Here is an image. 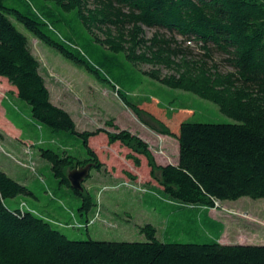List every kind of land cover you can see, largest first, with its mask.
I'll list each match as a JSON object with an SVG mask.
<instances>
[{"label": "trees", "instance_id": "1", "mask_svg": "<svg viewBox=\"0 0 264 264\" xmlns=\"http://www.w3.org/2000/svg\"><path fill=\"white\" fill-rule=\"evenodd\" d=\"M15 22L112 88L141 124L174 138L177 164H156L148 144L113 121L105 122L113 132L77 131L72 117L51 102L40 63ZM55 25L78 33L83 44L61 36ZM144 27L158 32L146 38ZM174 36L194 43L201 54L191 55ZM216 54L222 58L220 66L212 62ZM126 63L149 66L144 76L214 103L234 123L185 120L177 124L178 132H172L167 122L129 100L125 80L132 78L125 74ZM221 66L230 70L222 72ZM160 69L169 74L162 75ZM0 78L16 90L8 96L28 107L27 119L50 132V140L36 139L31 146L49 163L58 188L71 191L79 201L72 209L53 199L61 207L50 205L51 212L65 223L40 215L25 202L24 207L17 203L11 209L7 200L33 194L0 170V264H264V246L220 244L223 225L210 219L206 222L215 234L205 243L161 242L150 224L139 228L145 242L72 240L60 230L88 231L93 198L83 184L82 191L73 190L67 175L87 165L90 171L103 170L89 146V140L100 134L109 145L125 147L129 151L125 158L135 167H140L138 156L146 159L150 178L175 210L203 211L208 216L216 203L264 199V0H0ZM180 111L182 118L187 116L188 109ZM9 115L17 116L11 108L5 110V117ZM61 133L52 149V134ZM70 136L78 140L76 148L69 143ZM148 194L157 193L151 189Z\"/></svg>", "mask_w": 264, "mask_h": 264}, {"label": "rangeland", "instance_id": "2", "mask_svg": "<svg viewBox=\"0 0 264 264\" xmlns=\"http://www.w3.org/2000/svg\"><path fill=\"white\" fill-rule=\"evenodd\" d=\"M15 26L27 38L31 53L40 63V74L50 93L51 102L72 117L77 125V131L104 128L113 132L112 128L105 125L106 121H113L120 129L140 132L142 138L139 137L148 144L156 164L165 166L177 163L178 143L175 139L157 134L141 124L135 114L122 104L112 88L35 39L21 24L15 22ZM55 29L61 36L72 40L75 44L81 46L84 42L83 39L77 38L78 33L73 35L58 25H55ZM143 31L146 38H151L157 30L144 27ZM160 33L170 37L165 32L160 31ZM174 38L183 48L188 49L191 55L201 54L194 43L183 41L179 36ZM221 60L222 58L216 54L212 62L220 66ZM125 67L126 76L132 78L131 81L125 80V92L129 100L156 118L167 122L172 132H178L177 124L185 120L196 123H234L224 116L214 103L191 93L166 88L144 76L142 73L149 71L151 69L149 66L133 67L126 63ZM220 70L226 72L230 69L221 66ZM160 71L162 75L169 74L164 69ZM138 83L139 85H136ZM12 91L14 90L7 81L0 78V170L18 183L25 184L33 196L21 195L7 200V205L15 209L18 201H25L28 208H32L40 215L65 223L66 220L50 211V205L61 207L57 201L60 199L63 206L76 209L79 201L71 191L58 188L57 182L51 175L49 163L40 157L37 149L32 148L31 144L36 139L50 140V132L44 126L31 123L27 119L28 107L15 96L10 98L8 93ZM5 98L7 103L2 106ZM10 108L17 116L5 117L4 109ZM183 108L188 109L185 112L190 113L184 118L181 115L183 111L179 112ZM9 118L16 127L20 128L21 133L23 132L20 140H16L10 130ZM58 135L63 133L52 134L53 141L49 145L52 149L58 144ZM26 140L32 143L27 142L22 147L21 142ZM77 141L71 137L69 143L76 148ZM89 146L108 171H111L110 167L112 168L113 165L117 173L110 181L104 176H94L95 170L89 172L90 178L83 183V186L91 194L95 204L88 219L93 222L88 227V231L60 227L61 232L68 238L145 242L146 239L139 228L150 224L155 227L157 238L161 242L205 243L215 234V228L210 227L206 222L210 219L223 225V232L218 241L220 244L264 246V199L252 200L243 197L236 202L216 203L215 208L208 211V216L203 211L175 210L176 208L164 199L160 186L150 178V170L144 157L138 156L142 166L133 173L135 175L129 173L136 178L133 180L119 175L120 170L128 169V162L123 159L127 160L125 156L129 151L123 146L118 143L109 145L101 135L91 138ZM31 168H34L35 172L30 170ZM46 187L54 194V198L45 191ZM152 188L156 195L148 194ZM21 206L24 207L25 203L21 202Z\"/></svg>", "mask_w": 264, "mask_h": 264}, {"label": "crops", "instance_id": "3", "mask_svg": "<svg viewBox=\"0 0 264 264\" xmlns=\"http://www.w3.org/2000/svg\"><path fill=\"white\" fill-rule=\"evenodd\" d=\"M13 88V87H12ZM13 90L14 91H12V92H15L16 93V90L13 88ZM7 98V97H6ZM6 98L2 101V106L4 105L3 103H4V101L6 100ZM9 101V100H8ZM5 111V110H4ZM185 112V111H184ZM185 114L187 115V116H189L190 115V113H188V112H185ZM75 122V121H74ZM9 123V128H10V130L13 132V134H14V136H15V138H16V140H20L21 138H22V135H21V131L20 130H18V129H16L10 122H8ZM76 124V123H75ZM76 127H77V125H76ZM130 130V129H129ZM132 133H135V134H138V136H140L141 138H142V136H141V133L140 132H138V131H134V130H130ZM101 136H104V138L106 139V136L105 135H103V134H100ZM99 136V135H98ZM97 137V136H96ZM166 137V136H165ZM174 139V138H173ZM107 140V139H106ZM27 142H30V140H26L25 142H21V146L22 147H24V145L27 143ZM115 144H117V143H115ZM119 144V143H118ZM114 145V144H113ZM125 148V147H124ZM177 148H178V145H177ZM126 149V148H125ZM127 150V149H126ZM128 151V150H127ZM124 161H126V163L128 162L129 163V165H128V163H127V167H128V169H122V170H120L119 171V175H121V176H127V177H129L130 179H136V178H134V177H132L131 175H129V173L130 174H132V175H135V174H133L134 172H136V170L137 169H140V167L142 166V161H141V159H140V167H135L134 166V164L132 163V161H130V160H125V159H123ZM100 162H102L101 160H100ZM177 164V163H176ZM176 164H172V165H176ZM107 166V165H106ZM110 170L111 171H108L107 169H106V167H104V169L101 171V172H96L95 174H94V176H104V177H106L107 179H109L110 181L111 180H113V178H115V173H117V171L115 170V167L112 165V168L110 167ZM124 171H126V172H124ZM5 174H6V172H4ZM151 180V179H150ZM23 185H25V184H23ZM152 189H154V188H152ZM161 189V188H160ZM21 202H25V201H18V203H21ZM26 203V202H25ZM50 204V203H49ZM26 205H27V203H26ZM30 209H32V208H30ZM50 211H51V209H50ZM92 211V210H91ZM90 213L91 212H89V214L87 215V217L89 218L90 217ZM66 219L68 220V217H66Z\"/></svg>", "mask_w": 264, "mask_h": 264}, {"label": "water", "instance_id": "4", "mask_svg": "<svg viewBox=\"0 0 264 264\" xmlns=\"http://www.w3.org/2000/svg\"><path fill=\"white\" fill-rule=\"evenodd\" d=\"M91 167L89 165L80 168L72 170L68 173L67 179L70 183V186L73 190L82 191L83 187V181L87 179Z\"/></svg>", "mask_w": 264, "mask_h": 264}, {"label": "built area", "instance_id": "5", "mask_svg": "<svg viewBox=\"0 0 264 264\" xmlns=\"http://www.w3.org/2000/svg\"><path fill=\"white\" fill-rule=\"evenodd\" d=\"M30 170H32L33 172H35L34 171V168H31ZM92 222H93L92 220H88V222L86 224V227H89L92 224ZM75 226L82 227V225H80V224H75Z\"/></svg>", "mask_w": 264, "mask_h": 264}]
</instances>
